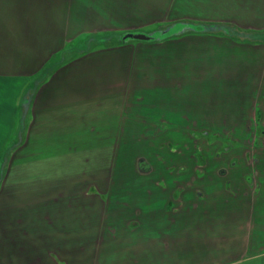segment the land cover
<instances>
[{
  "label": "crops",
  "instance_id": "crops-1",
  "mask_svg": "<svg viewBox=\"0 0 264 264\" xmlns=\"http://www.w3.org/2000/svg\"><path fill=\"white\" fill-rule=\"evenodd\" d=\"M263 32L264 0H0V264H99L117 235L120 264H178L159 205L182 185L137 183L160 172L155 143L191 138L194 79H229L225 53L264 92ZM252 177L259 219L264 166L243 172L245 198Z\"/></svg>",
  "mask_w": 264,
  "mask_h": 264
},
{
  "label": "rangeland",
  "instance_id": "rangeland-1",
  "mask_svg": "<svg viewBox=\"0 0 264 264\" xmlns=\"http://www.w3.org/2000/svg\"><path fill=\"white\" fill-rule=\"evenodd\" d=\"M202 26L211 27L193 24V31ZM217 30L228 37H247V32H237L236 29L229 36L228 27ZM262 36L264 38V32ZM227 54H224L226 65L230 71L236 69L238 64L231 62L230 56L227 60ZM230 71L229 79H214L211 76L194 79L193 114L196 113V116L189 131L191 138L163 142L158 146L155 143L156 156L151 159L150 165L160 172L137 183L149 184L156 178L166 177L176 178V183L182 185L180 201L159 205L162 213L160 221L165 224L163 229L177 232H174L176 244L172 255L175 259L177 257L178 264H264V217L257 219L256 214L261 212L256 207L254 214L251 207V201L259 191L257 177H252L247 186L249 195L246 198L240 183L243 172H248L250 168L253 173L254 168L264 166V92L261 95L254 92L257 89L254 83L259 81L258 78L248 77L243 71L240 74ZM245 83L249 85L245 86ZM196 87L201 89L195 92ZM258 106L261 120L254 124L253 114L258 118ZM225 121V126L213 125L214 122L220 124ZM206 123L211 126H202ZM196 124L198 127H195ZM139 146L146 156L152 153L148 143H140ZM200 152H203L204 158ZM3 160L0 159V169ZM193 164L200 170L193 173ZM203 172L209 176L202 178ZM246 177L248 185V175ZM167 183L170 184V181ZM193 189H201V192L198 191L203 197L197 196V190ZM171 221H175V225L166 227ZM121 240L119 235L113 243L104 238L99 264H120L119 259L124 258V254H107L106 249L117 247ZM247 245L261 255L249 257L253 255L244 253ZM104 257L118 260L103 262ZM84 264L93 263L87 259Z\"/></svg>",
  "mask_w": 264,
  "mask_h": 264
},
{
  "label": "trees",
  "instance_id": "trees-1",
  "mask_svg": "<svg viewBox=\"0 0 264 264\" xmlns=\"http://www.w3.org/2000/svg\"><path fill=\"white\" fill-rule=\"evenodd\" d=\"M211 27H203V28H199L198 30H194L195 32L199 31V32H212V31H217V29H221L220 27H217L215 25H210ZM225 31V30H224ZM233 29L231 30L230 28H228V35L230 36V32H232Z\"/></svg>",
  "mask_w": 264,
  "mask_h": 264
},
{
  "label": "water",
  "instance_id": "water-1",
  "mask_svg": "<svg viewBox=\"0 0 264 264\" xmlns=\"http://www.w3.org/2000/svg\"><path fill=\"white\" fill-rule=\"evenodd\" d=\"M133 39V40H139V41H144V40H148L149 38L143 36V35H127L126 37H124L123 39Z\"/></svg>",
  "mask_w": 264,
  "mask_h": 264
}]
</instances>
